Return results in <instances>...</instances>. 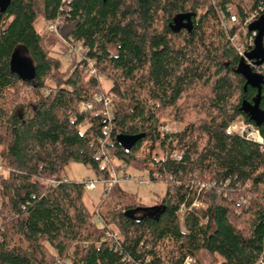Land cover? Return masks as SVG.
<instances>
[{"label": "trees", "instance_id": "1", "mask_svg": "<svg viewBox=\"0 0 264 264\" xmlns=\"http://www.w3.org/2000/svg\"><path fill=\"white\" fill-rule=\"evenodd\" d=\"M228 9L237 21L225 31ZM261 9L264 0H0V264L264 263ZM40 20H59L86 51L77 68L63 69L67 47ZM96 94L113 97L109 121L95 115L101 105L80 111ZM163 120L182 128L164 131ZM237 122L263 143L227 133ZM100 150L118 172L165 184L155 209L117 185L88 210L66 167L105 183Z\"/></svg>", "mask_w": 264, "mask_h": 264}, {"label": "built area", "instance_id": "2", "mask_svg": "<svg viewBox=\"0 0 264 264\" xmlns=\"http://www.w3.org/2000/svg\"><path fill=\"white\" fill-rule=\"evenodd\" d=\"M68 1H71V0H62V2H64V3L68 2ZM201 1H208L211 3L213 2V0H201ZM228 11H229V16L226 18H223L221 20V25L225 31H230L232 25L235 24L237 21L236 15L230 9H228ZM260 11L264 12V9H261ZM254 18H255L254 14L250 15V17L248 18L246 23L252 22ZM59 25H60L59 20L48 21V22H46V30L48 33L56 35L65 44V46L67 47V53L65 55L67 65L70 67L77 68L79 66V61L81 60L83 54L86 51L82 50V48H80L79 45L73 44V42L71 40L63 38L58 31ZM243 35L246 36L245 30L243 32ZM250 40H251V38H250ZM231 43L233 44V46L236 49V51L238 52V54L240 56H242L243 58H245L246 55H245V51H244V47H243L242 42L240 40H238L237 37H234V38H231ZM85 71L89 74V76H93V77H96L98 79H101V76L98 74L97 70L94 68L92 63L87 64ZM112 98L113 97L111 95L96 94L92 97V101L87 102V103H82L80 105V111L81 112H91V111L95 110L96 104L101 105V109L99 111L96 110L95 115H101L102 117H104L106 120L109 121L112 117ZM162 129L164 131H170L165 126ZM226 131H227V133L237 134L246 140H249V141H252V142H255L258 144L263 143V139H262L260 133L258 132V130L255 129L253 126L247 125L243 122H237V123L231 124L227 128ZM97 157L99 159H101L100 170H104L108 166V162H109V157H108L107 152L104 150H100L97 154ZM169 157L173 160H180L182 156L179 152H172L169 155ZM1 170H2V166L0 165V171ZM111 174H112V172H111ZM141 177L142 176H140V177L128 176V177H124V179L136 182L141 186L149 185V182H151L149 180V178L147 177L149 180V182H148L146 180L141 179ZM115 178H116V176H115ZM115 178H114V183L116 184L119 182V178H116V179ZM97 181L100 182L99 179ZM83 183H84V190L85 191H91V190L95 189V187H96V182L92 181V180H86V181H83ZM199 188L200 189H207V188H209V184L201 183V184H199ZM241 203L244 204L245 200H242ZM192 206L198 207L199 204L194 203ZM183 214H184V208L182 207L179 211L180 219L183 218ZM93 221L97 222V223H99L101 221L98 213H96L95 217L93 218ZM195 263H196L195 258L187 257L183 261L182 264H195ZM260 264H264V263H260Z\"/></svg>", "mask_w": 264, "mask_h": 264}, {"label": "rangeland", "instance_id": "3", "mask_svg": "<svg viewBox=\"0 0 264 264\" xmlns=\"http://www.w3.org/2000/svg\"><path fill=\"white\" fill-rule=\"evenodd\" d=\"M36 28L39 32H46L47 31L46 22L40 20L36 24ZM59 59L62 63L63 69H67L68 67H70L67 65L66 57L60 56ZM25 71L28 72L27 70ZM100 76H101L100 79L101 86L104 91H107L110 87V83L104 76L102 75ZM47 84H52V83L48 82ZM163 122H165V127H167V129H169L170 131H179L182 128L181 124L172 123L169 120H163ZM117 164H118L117 162H114V164H112L111 167L108 166L110 168V175H109V179L105 181V183H102L103 181H101L100 178H96V176L89 169H87L85 166H83L80 163L69 164L66 167V177L70 180H74L78 182L86 181V180H92L96 182L95 189L91 191H85V195H84V203L90 212L94 210L96 211V206L99 202L101 195H103L104 191H107L117 185H119V187L127 194L136 196L137 199L141 202V204L145 208L155 207L158 200L161 198V196H163L165 192V184L160 182H154V183L149 182L145 172H140L132 169H128L126 171L121 170L118 172L115 166ZM115 176L116 178H119V182L116 184L114 183ZM128 176L131 177L142 176L141 179L148 181L149 185L141 186L136 182L124 179V177H128ZM98 179L100 180V182L97 181ZM209 260H210L209 257H207V262Z\"/></svg>", "mask_w": 264, "mask_h": 264}, {"label": "water", "instance_id": "4", "mask_svg": "<svg viewBox=\"0 0 264 264\" xmlns=\"http://www.w3.org/2000/svg\"><path fill=\"white\" fill-rule=\"evenodd\" d=\"M263 35H264V32L261 35L257 36V39L255 41V43H258L257 49H260V43H261L260 41H261ZM258 98H260V90H258ZM254 112H255V110H254ZM253 121H254L256 126H259L261 123H264V117H257V116H254V114H253ZM153 209H155V208L154 207L153 208H145L144 211H150Z\"/></svg>", "mask_w": 264, "mask_h": 264}]
</instances>
